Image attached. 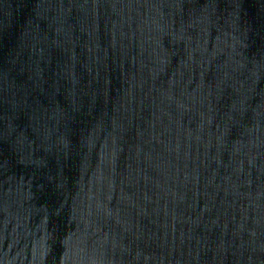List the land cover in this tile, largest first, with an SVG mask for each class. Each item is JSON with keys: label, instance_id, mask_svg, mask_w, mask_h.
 I'll return each instance as SVG.
<instances>
[{"label": "water", "instance_id": "obj_1", "mask_svg": "<svg viewBox=\"0 0 264 264\" xmlns=\"http://www.w3.org/2000/svg\"><path fill=\"white\" fill-rule=\"evenodd\" d=\"M0 264H264V0H0Z\"/></svg>", "mask_w": 264, "mask_h": 264}]
</instances>
